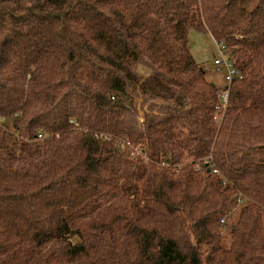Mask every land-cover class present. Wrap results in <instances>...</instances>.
Masks as SVG:
<instances>
[{"label":"trees","instance_id":"obj_1","mask_svg":"<svg viewBox=\"0 0 264 264\" xmlns=\"http://www.w3.org/2000/svg\"><path fill=\"white\" fill-rule=\"evenodd\" d=\"M0 264H264V0H0Z\"/></svg>","mask_w":264,"mask_h":264},{"label":"rangeland","instance_id":"obj_2","mask_svg":"<svg viewBox=\"0 0 264 264\" xmlns=\"http://www.w3.org/2000/svg\"><path fill=\"white\" fill-rule=\"evenodd\" d=\"M189 43H190V49L192 54L194 55L197 62L201 65V67L204 69L206 77L211 82L215 83L219 88H223L227 85V81L225 79V75L223 71H219L217 69V66L215 65V57L217 56V49L214 42L213 37L210 35H207L206 33L199 32L195 29H191L189 31ZM138 72L143 76H148L151 73V70L147 67H145L142 63L138 67H136ZM164 105L163 102H158V106ZM135 112L137 114V121L139 122V125L143 123L145 120V114L151 113L153 111H157V108L151 107V103L147 102L145 103L142 96H139L135 103ZM136 147H139V145H134ZM131 146L130 148L122 149L124 152H130V155L134 158H140L142 156L137 154L131 153ZM145 161H150L149 158L146 155ZM163 165V164H162ZM164 166V165H163ZM241 209V204H236L233 207H230L228 210L230 212V218L229 222H233L238 216ZM228 227H224L223 233L228 235ZM229 239H226L225 244L229 246Z\"/></svg>","mask_w":264,"mask_h":264},{"label":"built area","instance_id":"obj_3","mask_svg":"<svg viewBox=\"0 0 264 264\" xmlns=\"http://www.w3.org/2000/svg\"><path fill=\"white\" fill-rule=\"evenodd\" d=\"M215 45H216V49H217V56L215 57V65L217 66V69L219 71H223L224 75H225V79L227 81V89H222L221 94H220V104H218L216 106V109L218 111L221 110H226V107L228 105L229 102V87L230 85L233 83V81L239 76V72L238 69L235 67V64L231 58L230 52L228 47L226 46V44L223 41H219L214 39ZM225 86V87H226ZM76 126H79L78 123L75 124ZM103 136V135H102ZM105 138L110 139L107 135H104ZM131 146V153L132 154H137L140 155L144 158H146V154L143 150H141L139 147L134 146V144L130 143L129 141L126 140H122L120 139V147L122 149L125 148H130ZM163 165L165 166H170L167 163H163ZM212 168V172L216 173V174H220V171L218 170L217 167H211ZM198 169H200V166L198 165ZM225 219H222L221 222L225 223Z\"/></svg>","mask_w":264,"mask_h":264},{"label":"crops","instance_id":"obj_4","mask_svg":"<svg viewBox=\"0 0 264 264\" xmlns=\"http://www.w3.org/2000/svg\"><path fill=\"white\" fill-rule=\"evenodd\" d=\"M207 35H210V34H208V33H206ZM211 36V35H210ZM212 37V36H211ZM214 39V38H213Z\"/></svg>","mask_w":264,"mask_h":264},{"label":"water","instance_id":"obj_5","mask_svg":"<svg viewBox=\"0 0 264 264\" xmlns=\"http://www.w3.org/2000/svg\"><path fill=\"white\" fill-rule=\"evenodd\" d=\"M212 85H216V84L212 82Z\"/></svg>","mask_w":264,"mask_h":264}]
</instances>
